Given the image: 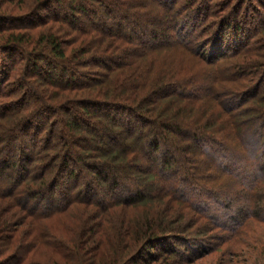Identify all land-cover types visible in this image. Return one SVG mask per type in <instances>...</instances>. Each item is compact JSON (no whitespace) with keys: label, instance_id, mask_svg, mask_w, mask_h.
<instances>
[{"label":"trees","instance_id":"obj_1","mask_svg":"<svg viewBox=\"0 0 264 264\" xmlns=\"http://www.w3.org/2000/svg\"><path fill=\"white\" fill-rule=\"evenodd\" d=\"M178 1L1 0L0 52L13 61L21 51L24 63L0 70V99L8 97L0 101V205L25 218L0 207V264H49L54 255L98 264L107 254L101 232L115 247L137 248L107 264H222L223 246V264H264L262 97L253 104L264 62L237 58L257 52L245 22L200 29L198 0ZM42 24L47 32L21 28ZM225 184L239 186L232 200L216 190ZM164 199L166 208L155 205ZM174 203L218 236H194L201 231L172 215ZM78 205L94 212L62 218Z\"/></svg>","mask_w":264,"mask_h":264},{"label":"rangeland","instance_id":"obj_2","mask_svg":"<svg viewBox=\"0 0 264 264\" xmlns=\"http://www.w3.org/2000/svg\"><path fill=\"white\" fill-rule=\"evenodd\" d=\"M192 1H194V0H179L177 4H178L179 8H183L184 4L186 7L187 5H190L189 3H191ZM0 2H1V0H0ZM194 8H198V10L200 11V15L204 16V18L206 19V21L200 22V24H199L200 27H198L200 29L202 27H204L206 29L209 28L212 25V24L208 25L210 22L216 23L214 28L218 27L222 20H224L225 18H230V17L233 19H237L240 22L241 21L245 22L244 25H246L245 26L246 28H248V26L252 27V29L250 31V35L254 34L252 44L255 43V45H257V48H256L257 52L251 53L247 56L239 55L237 58H239L238 59L239 61H243L246 63L248 62L249 64H252L253 62L256 63L259 61L264 62V0H198V2L195 4ZM50 22L51 21H49L48 23H50ZM54 24H56V23H54ZM56 25H58V24H56ZM39 26L40 25H36L35 27H33L31 25H27V26L21 27V28H22V31H24V32H27L30 34H34V33L39 34L40 32H45V31L47 32L48 31L47 29L49 28L50 25L49 24L48 25L42 24L40 27ZM214 28L211 30V32L214 30ZM200 29H198V30H200ZM203 36H205V37L208 36L207 30L205 31ZM162 51L163 52L161 53V57H163L166 54V51H169V50H162ZM8 57H9L8 55H3L0 52V70L2 67L7 68L13 63H15L18 66V68L22 67V65L24 63V59H23V55H22L21 51L19 52L18 56L15 59L11 58L13 61L8 60L7 59ZM235 60H237L236 57L232 58L230 61L233 62ZM18 68H16V69H18ZM92 69L97 70L98 68L93 67V68H91V70ZM260 70H261L260 74L261 75L263 74V78H264V67H261ZM99 72H101V71H98V70L93 71L92 74L97 75ZM246 73L247 74L244 75L243 76L244 78H242V79L248 81V79L251 78V76H253V74L250 72L249 69H247ZM244 80H242V82L241 81L238 82L237 83L238 85L236 86V88L242 87ZM251 82L247 83L246 86L251 85V84L256 85V83H258V80L256 82V79H254L253 82L252 83ZM243 87H244V85H243ZM15 96L16 95H13L9 98H12ZM261 97H262L261 101H263V103H264V86H263L261 92L258 93L257 97L254 98L253 104L255 103V101L259 100ZM7 98L8 97L2 98V99H0V101L7 100ZM252 101H253V99L250 102H252ZM60 113H62V112H60ZM60 113L58 114L57 118L59 116H61ZM42 120L44 121V118ZM3 122L5 123V125L7 127L9 126L10 122L8 120H3ZM1 124H3V123L0 122V125ZM43 138H46V133H43ZM24 139L27 142H30V140H32V138H30L28 136L24 137ZM17 142H13L12 144L16 145ZM18 154H19V151H18ZM13 156H14L13 154H9V153L8 154L7 153L2 154L3 158H7V159L12 158L11 159L12 161H13ZM38 164H39V161H36L32 165L38 166ZM79 168H80V165L77 166V170H79ZM92 174H93L92 171H90V172L83 171V175H85V177L91 176V178H92ZM228 185H229V188H228ZM238 189H239V186L235 185V186L231 187L230 184H225V186H222L221 188H216V190L220 191V192L223 190V192H222L223 198L228 199V200H232L235 197V193H236L235 191H238ZM257 192L256 193L258 195L256 198V202H257L258 196H263L264 188L257 189ZM150 202L152 203V201H150ZM155 203H156L155 205L159 206L160 208H166L167 207V200L166 199L155 201ZM263 204H264V201L258 202V204H257L259 206L258 212H259L260 207L263 206ZM1 205H0V207L5 208V211L7 212L6 218H15V219L25 218L21 211L17 212L14 215L13 212H15V211H13V210H16V209L11 210V208L9 207V209H10L9 210L7 208L8 207L7 204H5V205L1 204ZM119 207H122V206H119ZM255 207H257V206H255ZM89 208L91 210H88L87 212H85L86 211L85 207H83L82 205L75 206L74 210H71L65 216H62V218H83L84 213H87L86 215L89 216L94 212V211H92V210H94V208H92V207H89ZM235 208H236V205L233 206V208H231V210L235 211ZM170 209L172 211L173 216L176 215L179 218L182 217L180 219V222H182L185 225H188L190 227V231H192V232H194V230L201 231L200 233H198L199 236L198 235H194V236L205 237V238L212 236V234H213V236H214V234H216L218 236V234L215 233V231L217 229H213V231H212L210 228V225L208 223H206L203 219H200L191 210L184 208V206H182L178 203H174L172 206H170ZM120 211H121V209H120ZM137 213H138V211H137ZM2 217L3 216L0 215V218H2ZM110 232L112 235H114L113 230L111 231V229H110ZM106 233H107V231H106ZM202 233H204V234H202ZM112 235H110V236H112ZM220 235L226 236L225 232L220 233ZM210 239H214V237H211ZM100 240H102L101 246L106 249L107 254H100L98 256V260H99L98 264H101V262H102V264H103V262H105V264H107L108 262H110L109 257H111L112 255L116 256L120 262H122V261L124 262L126 260L128 261V260H130V257H132L133 253L137 251V248L134 246L128 247L127 245H125V247H123V245H122L123 248L122 247L118 248L117 246L115 247V245H116L115 240L113 241V243L111 245L110 242L113 239L111 237H109V234L105 235V237H104V233L101 232V235L97 241L99 242ZM222 241H223V238H221L219 240H217V239L212 240L213 243L216 242L215 246L216 245L219 246L222 243ZM92 245H93V243H92ZM224 247L225 246H223L221 250L217 251V254H219L218 257L220 258V260H222V264H223L224 258H228V256H226L228 249H225V251H224V249H223ZM111 251H115V253L117 252L118 255L115 253H112ZM110 252H111V254H110ZM91 255L92 254H89L88 256L90 257ZM7 256H8V252L7 253L4 252L2 254L1 258H5ZM54 256H57V258L60 261V264H71L64 257H59L58 255H54ZM44 258L47 259L48 257L46 258V255H45ZM57 258H55L49 264H59L56 261ZM162 260H164V259L162 258L161 260H157V261H151V260L150 261H144V262L141 261L138 264H186V263H184V261L181 257H179V258L178 257L177 258L171 257L170 259H168L165 262H163ZM206 260L208 261L209 259H206ZM200 262H204V260L198 259L195 263L199 264ZM207 263H209V261Z\"/></svg>","mask_w":264,"mask_h":264}]
</instances>
